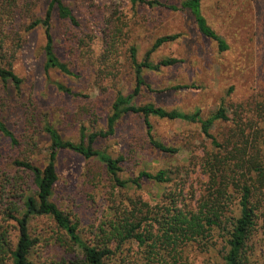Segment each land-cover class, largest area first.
Here are the masks:
<instances>
[{
    "label": "rangeland",
    "instance_id": "374dc122",
    "mask_svg": "<svg viewBox=\"0 0 264 264\" xmlns=\"http://www.w3.org/2000/svg\"><path fill=\"white\" fill-rule=\"evenodd\" d=\"M160 1L180 9L150 8L130 0H63L78 23L61 19L54 9L52 34L55 51L77 74L73 76L45 69V30L31 27L34 19L44 16L49 0H0V66L12 68L22 79L20 87L0 79V120L21 140L16 146L0 133V210L11 201L13 188H34L29 173L15 161L29 160L42 167L49 160L51 140L44 126L52 125L64 139L75 142L80 141L82 126L88 131L106 129L117 93L134 90L133 50L141 62L155 40L168 34L181 36L157 48L151 60L157 63L176 57L182 61L159 70L145 69L146 85L133 102L199 111L203 118L223 108L229 119L215 121L213 137H208L199 122L151 115L149 134L143 115L127 113L113 135L96 140L97 149L122 157L121 179H136L144 170L153 174L164 170L165 182L142 177L139 185L121 187L98 158L60 150L56 159L59 179L52 199L78 221L81 239L97 245L106 223L124 220L135 207L141 208L143 213L137 214L144 216L148 209L144 204L154 210L157 205L164 206V212L166 206L197 212L206 199L214 197L209 194V156L223 155L224 149H232L229 140L242 141V133L252 136L255 131L264 150V0H202L203 14L228 45L223 51L216 40L200 32L191 12L181 8L184 0ZM58 82L74 93L61 91ZM151 139L177 151H162ZM16 175L24 180L4 181ZM240 196L230 184L220 199L226 217L240 216ZM254 200L256 225L245 264H264V189ZM153 217L154 213H149L148 218ZM0 223L6 226L10 221L3 222L0 215ZM227 223H221L225 230L214 227L207 236L186 242L182 252L185 263L224 264ZM154 226L157 229L158 225ZM30 231L38 238L30 256L34 264H71L84 259L82 248L50 217L31 219ZM110 245L117 246L116 242ZM148 253L138 242L128 240L116 249L111 263L150 264L148 256L151 260L152 254Z\"/></svg>",
    "mask_w": 264,
    "mask_h": 264
},
{
    "label": "trees",
    "instance_id": "16d2710c",
    "mask_svg": "<svg viewBox=\"0 0 264 264\" xmlns=\"http://www.w3.org/2000/svg\"><path fill=\"white\" fill-rule=\"evenodd\" d=\"M130 1L133 4H145L150 8L165 6L172 10L180 9L176 5H168L160 0ZM201 4L202 0H184L181 8L188 9L191 12L197 28L203 35L216 40L220 50H226L228 48L226 41L209 24L203 14ZM54 9H57L61 19L69 20L74 25H77L76 17L63 0H49L44 16L34 19L31 27L42 26L45 30V69L48 72L51 69H58L64 74L75 76L77 74L70 69L66 62L58 57L55 51V41L52 34ZM180 36V33H175L158 37L141 62L136 59L135 51L133 50L132 61L135 66L134 90L129 94L117 93L106 119V129L88 131L85 126H82L80 128V141L75 142L64 139L57 129L50 124H46L44 129L51 140V152L46 165L37 166L31 161L24 159L15 161V164L22 168L21 170L29 173L34 188L30 186H21V189L13 188L11 201L7 203L4 209L0 210L3 222L10 221V226L0 223V264H34L30 256L33 247L38 242V238H34L31 234L30 221L35 217H50L59 229L65 230L70 239L82 248L84 259L79 263L72 262L71 264H112L111 258L116 253V249L128 240L138 242L144 247L145 251L148 249V254H152V258L154 256V260L151 258L152 261L148 256L150 264H186L182 253L184 244L207 236L214 227L225 230L221 225L224 222L229 223V229L226 233L227 248L222 255L224 264L246 263L248 242L255 229L257 217V202L254 197L256 193L263 192L264 189V150L258 145V131H255L252 136L242 133V141L239 139L236 141L229 140V143L233 144L231 150L224 149L223 155L212 154L207 158L206 166L211 173L209 185L211 190L209 194L214 195L211 200L212 203L206 199L202 208L197 212L192 210L185 212L180 207L170 208V206H166V211L164 212V206L157 205V209L154 210L144 204L146 209L148 208L144 216H139L137 212L143 213V211L141 208L135 207L124 220H112L106 223L105 225H108V227L102 228L103 238L101 242L94 246L87 244L81 239L78 234V221H75L70 213L61 209L52 199L59 179L56 159L60 150H71L86 158H98L105 164L108 173L121 187H126L129 183L139 185V179L142 177L155 179L159 182L167 181L166 171L164 170L156 174L144 170L136 179L123 180L119 177V172L122 169L119 163L122 161V157L115 158L95 147L96 140L99 137H108L115 133L118 122L127 113L143 115L149 134L153 128L148 119L151 115L172 120L181 119L199 122L203 132L208 137H213L211 129L215 121L229 119L226 110L223 108H220L209 117L203 118L199 111L188 113L179 109H167L156 106L153 103L137 105L133 102V98L146 85L145 69L159 70L162 67L175 65L182 61L176 57H167L157 63L151 60V55L157 48L164 43L178 39ZM0 79L6 83L12 82L16 87H20L22 83L21 77L12 68L3 66H0ZM57 86L63 92L74 93L69 86L63 83L58 82ZM238 125L239 129L243 131L241 120H238ZM0 133L8 137L13 145H21V140L1 120ZM29 138L32 139V136ZM151 142L162 151H177L176 148L167 146L161 141L151 139ZM216 144L218 143L216 142ZM253 172L255 174H252ZM17 176L4 178V181L9 183L12 178L15 181L24 180L23 176L20 178ZM230 184L241 195L239 201L241 214L236 218H228L224 215V206L220 200L225 195V191ZM149 213H154L155 217L149 219ZM145 223L147 224L145 225ZM155 224L158 225L157 229L154 228ZM147 226L151 228L148 229ZM14 230L16 231L15 239H13ZM114 242H116V248L110 245Z\"/></svg>",
    "mask_w": 264,
    "mask_h": 264
}]
</instances>
